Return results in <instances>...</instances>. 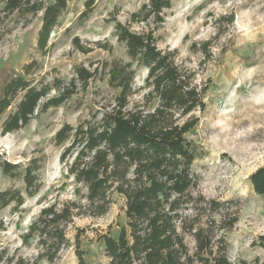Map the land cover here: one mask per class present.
Here are the masks:
<instances>
[{"label": "rangeland", "instance_id": "374dc122", "mask_svg": "<svg viewBox=\"0 0 264 264\" xmlns=\"http://www.w3.org/2000/svg\"><path fill=\"white\" fill-rule=\"evenodd\" d=\"M47 3L50 0H43ZM87 0H68V8L50 35L47 49L38 46L43 13L7 15L0 0V99L7 83L23 76L41 88L56 79L69 83L78 67L94 70L95 79L62 105L46 112L37 110L30 123L3 134V122L14 105L0 117V192L18 190L25 198L23 206L14 204L0 211L4 230L0 243L14 253L11 264L21 257L37 255L35 241L23 244L22 237L42 208L75 197L73 179L60 156L68 146L58 144L56 133L66 124L76 127L85 121H99L118 94L108 84L104 63L130 61L126 49L114 36L115 21L126 23L134 12L150 0H95L92 11L81 18ZM164 13L165 22L155 33L159 49H177L180 63L196 72V81L206 87L205 110L196 111L197 126L189 134L196 150L193 172L198 177L197 193L206 200L226 204L237 221L223 229L227 254L233 264H264V249L256 245L264 235V195L255 193L250 176L264 167V0H171ZM233 16V23L230 17ZM141 32L144 25L133 24ZM79 37L81 47L73 40ZM209 42L210 45L205 46ZM208 52L205 53V50ZM134 84L140 89L137 98L151 89L146 86L148 70L137 67ZM53 88L50 97L57 96ZM36 160L39 191L28 196L25 170ZM17 165L13 174H5L2 163ZM125 199L115 195L109 212L100 218H78L70 230L72 245L76 228L85 229L82 249L89 264H109L99 236H117L126 225ZM215 215L217 225L222 214ZM190 214V212L188 213ZM203 217V222L206 221ZM192 249L193 238H188ZM16 251V252H15ZM31 262V263H32ZM78 264L74 247L65 249L54 263Z\"/></svg>", "mask_w": 264, "mask_h": 264}, {"label": "trees", "instance_id": "16d2710c", "mask_svg": "<svg viewBox=\"0 0 264 264\" xmlns=\"http://www.w3.org/2000/svg\"><path fill=\"white\" fill-rule=\"evenodd\" d=\"M2 2L1 12L7 15L43 13L38 36L42 51L68 8V0ZM94 4L95 0H87L81 18L88 16ZM171 7V0H150L132 13L128 22L114 20V36L130 59L104 63L108 84L118 94L99 121H85L76 127L66 124L56 133L58 144L69 142L60 161L68 167L75 197L41 209L22 237L23 244L35 241L37 255L33 262L21 257L18 264L54 263L69 247H74L78 264H89L82 249L85 229L76 228L73 245L70 230L78 218L105 216L115 195L125 199L127 222L117 236L107 233L98 238L109 264H233L224 236L217 235L232 228L237 218L226 204L206 200L197 193L199 181L193 172L197 156L189 134L199 122L194 113L205 110L207 88L197 84L194 70L177 60V49L157 46L155 33L165 22L164 12ZM233 19L231 16L229 22ZM133 24L144 25V30L133 31ZM73 43L86 53L79 37ZM134 64L148 70L146 86L151 90L140 98L136 97L140 89L134 84ZM99 70L100 64L94 70L78 67L69 83L56 79L52 87L47 84L38 88L23 76L13 78L0 99V117L18 102L3 122L2 133L26 127L37 110L46 112L62 105L80 88L86 89ZM53 88L58 95L50 97ZM36 162L33 160L25 170L28 196L40 189ZM2 167L5 174H13L18 168L8 162ZM250 181L255 193L264 195V167L253 173ZM24 203L18 190L0 192V211L11 204L17 210ZM221 209L226 213L217 225L215 215ZM203 217L207 218L205 222ZM3 230L4 221L0 220ZM189 237L194 240V249ZM256 245L264 249V235ZM7 253L0 243V264H11L15 259L16 253L5 259Z\"/></svg>", "mask_w": 264, "mask_h": 264}]
</instances>
